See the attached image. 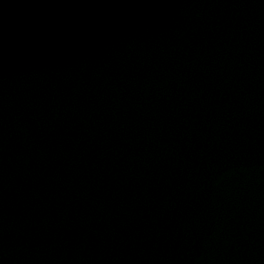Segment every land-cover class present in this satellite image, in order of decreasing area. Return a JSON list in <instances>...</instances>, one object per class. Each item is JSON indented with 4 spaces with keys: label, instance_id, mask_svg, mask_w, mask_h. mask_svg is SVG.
Instances as JSON below:
<instances>
[{
    "label": "water",
    "instance_id": "1",
    "mask_svg": "<svg viewBox=\"0 0 264 264\" xmlns=\"http://www.w3.org/2000/svg\"><path fill=\"white\" fill-rule=\"evenodd\" d=\"M0 264H264V0H0Z\"/></svg>",
    "mask_w": 264,
    "mask_h": 264
}]
</instances>
